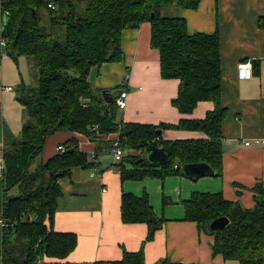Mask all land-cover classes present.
Returning a JSON list of instances; mask_svg holds the SVG:
<instances>
[{
    "label": "trees",
    "instance_id": "obj_1",
    "mask_svg": "<svg viewBox=\"0 0 264 264\" xmlns=\"http://www.w3.org/2000/svg\"><path fill=\"white\" fill-rule=\"evenodd\" d=\"M198 4L199 0H0V40H6L5 51L14 60L27 58L33 78L32 84L16 87L26 118L17 137H5L2 149L0 217L10 224L0 228L1 264H44V257L63 258L75 247L76 235L55 231L53 218L61 193L59 178L73 167L89 165L87 154L71 138L63 152L29 171L46 139L56 132H77L90 140L118 132L125 151L119 163L121 179L184 176L181 166L193 162H205L213 176L222 175L221 124L228 110L220 102L218 32L189 33L183 17L167 14L173 7L195 9ZM144 21L150 23V45L158 50L161 76L179 80L172 105L188 115L199 101L213 102L203 118L183 116L175 124L159 125L118 121L114 96L105 99L102 89L89 83L92 66L122 60V31ZM61 31L64 37L59 40L56 33ZM168 128L200 131L205 137L167 140L162 132ZM150 145L167 154L164 165L147 160L145 149ZM10 175L16 180L11 185ZM252 192L251 208L219 192H194L183 201L185 219L213 236V254L242 264H263L264 186L257 183ZM220 216L228 217V225L209 229ZM121 218L125 223H146L147 239L161 223L146 197L129 193L122 194ZM111 264H144L142 251L125 252L120 262Z\"/></svg>",
    "mask_w": 264,
    "mask_h": 264
},
{
    "label": "crops",
    "instance_id": "obj_2",
    "mask_svg": "<svg viewBox=\"0 0 264 264\" xmlns=\"http://www.w3.org/2000/svg\"><path fill=\"white\" fill-rule=\"evenodd\" d=\"M171 14L185 19L189 33L217 31L219 35L220 102L228 110L221 124L222 175L190 179L172 173L121 179L120 161L113 160L109 135L90 140L77 132H56L46 139L33 165L46 162L57 153V145L71 138L77 140L90 164L73 167L58 180L61 193L56 199L53 229L75 234L76 244L63 258L44 257V264H111L120 262L125 252L138 251H142L144 264H242L213 254V236L185 219L183 201L194 192H219L225 199L251 208L252 188L257 183L264 186V145H243L245 139L264 138V0H199L195 9L173 7ZM2 23L0 12V31ZM121 47L122 60L92 66L87 76L93 87L110 91L114 97L127 92V105L118 110V121L175 124L183 116L203 118L214 108L211 101H199L190 114L183 115L172 105L179 80L161 76L158 50L150 45L148 21L124 29ZM5 48L0 45L1 154L5 137H17L26 118L15 100L16 87L28 83L27 77L28 84L33 83L27 58L14 60ZM244 61L251 65V77L239 79L237 66ZM7 86L12 89H4ZM112 89L117 94L111 93ZM9 102L20 105L21 114H16L21 116L20 123L17 118L10 119ZM162 136L167 140L205 137L200 131L170 128ZM123 193L146 197L161 221L151 239H147L146 223L123 222ZM2 199L0 176V215Z\"/></svg>",
    "mask_w": 264,
    "mask_h": 264
},
{
    "label": "built area",
    "instance_id": "obj_3",
    "mask_svg": "<svg viewBox=\"0 0 264 264\" xmlns=\"http://www.w3.org/2000/svg\"><path fill=\"white\" fill-rule=\"evenodd\" d=\"M48 6L53 8V5L51 3H48ZM8 14V12H6ZM0 45L5 46L6 45V40L1 39L0 40ZM237 77L239 79H248L251 77V65L248 61H244L238 64L237 66ZM6 90H11L12 88L10 86L4 87ZM114 104L116 105L118 110H123L125 109L127 105V92L125 90L121 91L117 96L114 97ZM110 136V151L111 155L113 157L114 161H120L123 154L124 150L121 146L120 142V137L119 133H112L109 134ZM244 146H251V145H264V138H252V139H245L243 141ZM57 151L63 152L65 150L64 146L59 144L56 146ZM3 156L0 153V176H2L3 172ZM176 167V166H175ZM105 191V189H103ZM6 223L2 217H0V228L5 226ZM1 259V256H0Z\"/></svg>",
    "mask_w": 264,
    "mask_h": 264
},
{
    "label": "water",
    "instance_id": "obj_4",
    "mask_svg": "<svg viewBox=\"0 0 264 264\" xmlns=\"http://www.w3.org/2000/svg\"><path fill=\"white\" fill-rule=\"evenodd\" d=\"M32 14H36V10L34 8L32 9ZM109 94L110 93H108L107 90H102V95L105 99L109 98ZM145 157L149 162H156L159 165H164L168 160L167 154L157 145H150L147 147L145 149ZM181 170L184 173V176L190 179H197L206 175L213 176L215 174L213 168L205 162L187 163L181 166ZM5 223L10 224L9 221H5ZM228 223V217L220 216L212 220L208 227L211 230H222L228 225Z\"/></svg>",
    "mask_w": 264,
    "mask_h": 264
},
{
    "label": "rangeland",
    "instance_id": "obj_5",
    "mask_svg": "<svg viewBox=\"0 0 264 264\" xmlns=\"http://www.w3.org/2000/svg\"><path fill=\"white\" fill-rule=\"evenodd\" d=\"M43 10H45V9L42 8V9L40 10V12H42ZM165 10H167V9H165ZM167 14H168V15H172L170 11H168ZM56 34H57L59 40H62V39H63L64 35H63V32H62V31H61V32H58V33H56ZM1 48H2V46H1ZM21 61H23V60H21ZM21 71L23 72L22 68H21ZM27 81H28V83L30 82V80L28 79V77H27ZM24 83H25V84H28L26 81H25ZM115 92H117V91H115V89H112V92H111V93H113V94H117V93H115ZM15 100H16V99H15ZM17 105H19V104H17ZM15 106H16V105H13L11 102H9V110L7 111V113H9V117H10V119H14V120H15V118H17V119H19V123H20L21 116H20V117H17L19 114H21V111H20V105H19V108H18V107H15ZM16 114H17V116H16ZM20 131H21V128L19 129V132H20ZM132 153H133V151H132ZM134 153H136V152H134ZM33 170H36V165H33V164H32V165L29 167V171H33ZM2 173H3V172H2ZM2 176H3V174H2ZM7 176H8V175H7ZM8 179H9L8 182L10 183V185L16 181V180L13 178L12 175H10ZM0 264H1V263H0Z\"/></svg>",
    "mask_w": 264,
    "mask_h": 264
}]
</instances>
